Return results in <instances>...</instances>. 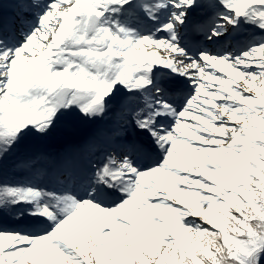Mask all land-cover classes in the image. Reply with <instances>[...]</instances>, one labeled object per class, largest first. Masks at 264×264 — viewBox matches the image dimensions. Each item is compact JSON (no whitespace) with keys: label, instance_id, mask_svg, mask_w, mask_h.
<instances>
[{"label":"snow or ice","instance_id":"snow-or-ice-1","mask_svg":"<svg viewBox=\"0 0 264 264\" xmlns=\"http://www.w3.org/2000/svg\"><path fill=\"white\" fill-rule=\"evenodd\" d=\"M0 264H264V0H0Z\"/></svg>","mask_w":264,"mask_h":264},{"label":"rangeland","instance_id":"rangeland-1","mask_svg":"<svg viewBox=\"0 0 264 264\" xmlns=\"http://www.w3.org/2000/svg\"><path fill=\"white\" fill-rule=\"evenodd\" d=\"M161 54H163V53H161ZM86 130H87V126L78 127V126L64 125L63 130L60 134L58 143L63 142L65 140L74 139V138H76L78 131H82L84 133Z\"/></svg>","mask_w":264,"mask_h":264},{"label":"trees","instance_id":"trees-1","mask_svg":"<svg viewBox=\"0 0 264 264\" xmlns=\"http://www.w3.org/2000/svg\"><path fill=\"white\" fill-rule=\"evenodd\" d=\"M83 133L82 132H80V131H78L77 132V136L79 137L80 135H82Z\"/></svg>","mask_w":264,"mask_h":264}]
</instances>
